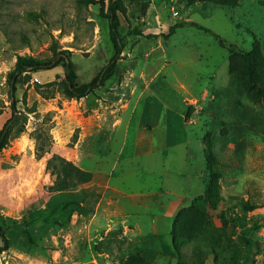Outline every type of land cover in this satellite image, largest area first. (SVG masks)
<instances>
[{
  "label": "rangeland",
  "instance_id": "1",
  "mask_svg": "<svg viewBox=\"0 0 264 264\" xmlns=\"http://www.w3.org/2000/svg\"><path fill=\"white\" fill-rule=\"evenodd\" d=\"M122 1L126 9L125 16L119 15L121 33L143 26L147 9L153 8L166 24L165 31L173 23L181 24L167 35V57L160 62L164 70L138 101L136 94L132 96L123 112L122 101L128 99L129 90L119 91L112 83L129 76L127 67H142L151 75L160 66L155 47L149 56L142 54L147 40L133 46L126 36V49L131 51L126 65L117 62L114 74L102 86L80 98L65 94L61 65L18 77L15 119L0 149V223L8 238L0 264H79V259L87 260L100 250L104 227L97 221L91 222L92 229L84 225L94 201L79 196L88 190L79 183L55 191V175L47 159L56 153L71 160L75 143L79 141L80 149L90 139L85 131H95L92 140L96 143L118 112L124 122L132 113L134 126L139 120L146 122L151 109L162 105L149 100L150 91L166 104L170 115H178L170 128L183 129L196 138L187 154L188 163L172 160L166 166L168 172L178 167L193 179L191 184L164 187L177 194L202 191L186 210H179L174 222L176 240L182 248L192 242L202 255L228 259L229 264H264V0ZM148 17L153 22L154 17ZM213 33L231 49L221 46ZM66 51L77 83L89 81L109 60L113 46L108 21L99 14L97 3L0 0V128L12 112L7 75L17 56L45 59ZM247 51L253 55L252 73L263 89L262 96L246 81L242 52ZM74 211L82 216L76 217ZM255 224L260 225L254 228ZM145 235L114 229L106 240L122 245L132 240L141 245L151 240ZM160 238L159 247L167 252L166 235ZM171 245L176 251L172 241ZM125 253L131 254L121 255ZM188 255L183 251L180 256Z\"/></svg>",
  "mask_w": 264,
  "mask_h": 264
},
{
  "label": "crops",
  "instance_id": "2",
  "mask_svg": "<svg viewBox=\"0 0 264 264\" xmlns=\"http://www.w3.org/2000/svg\"><path fill=\"white\" fill-rule=\"evenodd\" d=\"M154 9L151 12L147 9L146 17H143L147 22L145 21L143 26H138L143 34H151L150 37L124 32L121 34L123 40L127 36L133 46L147 40L148 44L143 49L145 51L142 50V54L149 56L155 47L159 54L156 60L160 63L167 57L165 41L170 35L167 37L166 24ZM149 15L154 17L153 22L149 20ZM124 44L117 62H123L126 65L131 51L126 49L125 40ZM130 62L135 65L134 60ZM126 70L129 73L128 77L117 78L112 83L119 91L120 89L129 90L128 99L118 100V102L122 101V105H126L121 110L122 112L131 105L133 95H137L136 101L141 98V92L150 88L151 82L158 72L164 70V66L160 63L158 69L154 70L151 75L142 67L137 70L135 66L132 70L127 67ZM148 98L162 105L154 110L151 109L146 122L141 123L139 120L134 126L132 113L124 122L121 112H118L113 116L111 126L101 132L103 134L96 143L93 142L94 139L92 140L95 131L88 128L84 135L90 136L89 141L87 139L80 149L78 148L79 141L72 147L69 159L92 174L90 180L82 183V188L88 191L82 192L79 196L80 198L82 195L88 196L94 201L90 219L84 225L92 229L91 222L97 221L104 227L102 235L99 236V238H104V244L100 245V250L93 251L94 256L89 257L90 259H79V264H85L88 261H93L95 264H123L129 253H125L127 254L125 257L121 254L135 252L139 248H141L142 256L150 264H176L178 262L177 251L172 249L171 245L170 230L173 218L180 208L189 204L191 199L202 191L177 194L173 189L164 187L191 184L193 179L190 173L179 171L178 167H175L173 172H168L166 166L172 160L179 164L188 163L187 154L192 151L191 145L196 138L190 137L183 129L172 130L170 123L172 119L177 120L178 115H170L166 104L161 102L153 91H150ZM99 105H103L101 100ZM136 105L137 103L133 104V108ZM156 109L158 111H155ZM183 124H186L185 120ZM74 212L76 217L82 216L78 211ZM114 229H118L122 234H146L145 236H150L151 240L141 245L132 240L126 245L117 241L113 243L106 239ZM165 235L168 241L167 248H169L167 252L162 251L158 244L160 237ZM88 248L92 250L94 247L90 244ZM183 251L189 253L186 258H182L184 264H229L226 261L228 259L216 260L210 255H202L198 245L192 242H188Z\"/></svg>",
  "mask_w": 264,
  "mask_h": 264
},
{
  "label": "trees",
  "instance_id": "3",
  "mask_svg": "<svg viewBox=\"0 0 264 264\" xmlns=\"http://www.w3.org/2000/svg\"><path fill=\"white\" fill-rule=\"evenodd\" d=\"M91 3H97L99 5V14L102 17H105L108 21V31L109 38L113 46V53L111 54L107 63H105L102 68L97 72L89 81L77 83L76 81V71L74 69L73 63L70 59L68 51L66 53L60 52L51 58L41 59L33 55L23 54L18 55L14 64V67L9 70L7 75L8 81V95L11 101L12 112L11 115L3 122L0 128V149L5 146L9 139L11 131V123L15 119V99L14 93L16 90V82L18 77L23 72H31L36 70H49L58 65H61L63 68V82L65 83V94L71 97L80 98L88 95L95 91L96 88L102 86L107 79H109L115 71L116 64L120 58V54L124 48L123 35L120 32V19L119 15L125 16V4L122 0H89ZM216 4H221L216 1ZM224 5H226L224 3ZM190 24L195 25L196 27L202 28L205 31H209L208 28L194 22L190 21ZM178 26H181L180 23H173L170 25L169 32H174V29ZM128 34H140L146 37H150L151 34H143L138 27H131L127 30ZM221 46L228 47L230 50V44L228 45L223 41L218 34L213 33ZM242 56L245 62V77L249 86L253 87L256 91V94L262 96L263 89L261 86H258L253 77L252 73V62L253 55L251 52H242ZM47 166L50 169V172L55 175L53 189L55 191H60L64 189H69L71 186H74L79 183L86 182L91 179V172L82 169L76 165L73 161L67 160L60 155L54 153L50 158L47 159ZM71 189V188H70ZM187 207L179 209L181 212L186 210ZM177 211L175 214L172 226L170 230L172 243L177 251L178 262L176 264H184L182 257L180 256L183 252L181 247L182 242L178 243L175 237L177 233V228L175 227L176 217L180 214V211ZM260 224H255L253 227L258 228ZM246 237V236H244ZM0 238L2 244L0 245V252L8 247V238L5 236L4 227L0 223ZM128 259L129 263L125 260L123 264H150V262L144 258L138 251L131 252ZM134 259V261H133Z\"/></svg>",
  "mask_w": 264,
  "mask_h": 264
}]
</instances>
